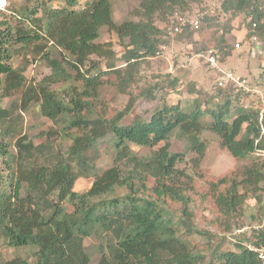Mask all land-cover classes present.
<instances>
[{
    "label": "trees",
    "instance_id": "obj_1",
    "mask_svg": "<svg viewBox=\"0 0 264 264\" xmlns=\"http://www.w3.org/2000/svg\"><path fill=\"white\" fill-rule=\"evenodd\" d=\"M201 1L140 0L133 18L120 23L111 0H21L0 10V243L26 252L0 264H264V227L252 231L249 245L237 240L230 250L225 235L196 225L205 213L225 232L239 228L249 198L264 218V111L243 104L246 92L225 87L208 97L190 82L192 102L161 104L148 118L134 112L137 99L177 85L166 75L130 93L140 64L169 46L164 26ZM218 13L228 20L205 14L176 38L191 44L209 36L222 60L233 49L225 36L244 15L243 38L255 24L264 43V0H224ZM103 28L117 37L119 57L96 44ZM38 62L51 74L35 82L26 73ZM261 73L264 79V64ZM58 83L65 84L59 92L51 88ZM106 87L128 95L123 110L101 104ZM31 113L50 123L38 144L23 128ZM207 132L220 152L250 163L219 175L204 168ZM175 137L188 143L189 159L171 151ZM61 138L70 140L66 149ZM99 141L114 149L104 167ZM82 177L91 184L77 193Z\"/></svg>",
    "mask_w": 264,
    "mask_h": 264
},
{
    "label": "rangeland",
    "instance_id": "obj_2",
    "mask_svg": "<svg viewBox=\"0 0 264 264\" xmlns=\"http://www.w3.org/2000/svg\"><path fill=\"white\" fill-rule=\"evenodd\" d=\"M40 3L42 0H34ZM224 0H202L199 6H193V13L188 14L190 17H195L198 10L204 11L203 13L209 16H216V18L222 23L228 20V15H221L218 13L219 7ZM16 6L20 5L21 0H11ZM112 3V14L116 23H120L126 19H132V11L135 10L140 4V0H111ZM58 4H53V7H57ZM187 16V17H189ZM39 17V16H38ZM176 18V17H175ZM174 18V19H175ZM173 19V20H174ZM245 17L239 15L233 21V33L225 36L226 42L230 47H234V44L239 42L241 49H231V55L221 60V66L224 69L235 70L240 80L246 81V89L250 91L248 96L243 97V104L246 106L252 104L257 109H261L264 104V79L261 78V67L264 64V43L259 39L257 44L248 42L245 38ZM165 27V26H164ZM163 28V26H162ZM208 37L198 38L195 37L194 43H187L179 41L177 38L168 42L169 46L165 47L159 55L152 59H146L138 67V75L136 76V85L131 87L130 93L132 96L138 91L139 88L149 86L153 88L155 82L159 78L164 76H170V79L176 81V86L165 88L162 90H156L152 92L153 97H144L137 99L134 105V112L139 116L148 118L149 114L161 104H176L185 105L186 101L192 102L193 97L186 92V85L193 82L197 88L210 97L215 95L214 92V81L216 76L214 73L206 67L202 61L194 59L190 64H187L188 58L192 55H197L203 49L212 46L213 44L208 41ZM245 39V40H244ZM185 40V39H183ZM244 40V41H243ZM96 44L110 45L115 56L119 57L121 49L119 47L118 39L114 33L109 32L106 28L101 29L99 39ZM92 62H100L101 68L105 70V62L99 60L94 56L90 58ZM118 64V63H117ZM181 64H186L185 68H181ZM119 67H123L120 65ZM51 74L49 67L44 62H38L32 64L26 77L32 79L35 82L42 80ZM65 84H55L51 88L57 92L61 91ZM66 90V89H65ZM66 92L63 91L66 97ZM259 94V95H257ZM262 96V101L260 99ZM129 100L128 95H118L115 93L114 88L106 87L102 93L101 104H107L109 108L117 111L123 110ZM8 100L3 101V106L7 104ZM24 131L28 135L29 139H32L36 144L40 142L41 134L45 131L50 123L42 118L41 116L35 117L32 113L25 114ZM202 138L209 141V147L206 150L202 166L208 169L215 175L224 173L225 171L240 166L247 165L252 159H248L243 163H237L229 157L227 153L220 152L215 145L216 138L210 133H204ZM58 143L62 146V149H66L70 145V140L61 138ZM97 153H100L102 162H97L100 166L104 164L110 165L112 157L114 155V149L107 145L106 141H99L95 144ZM171 151L173 152H186L188 151V143L177 137L172 138L170 141ZM131 150L140 155L146 154V149L138 147H131ZM191 157L190 153H187V158ZM259 158L264 160V154H260ZM99 160V159H98ZM97 160V161H98ZM91 180L88 178H80L75 186L77 193H84L85 190L90 186ZM150 185V184H149ZM117 194L119 191H116ZM67 210L69 209L66 208ZM70 211V210H68ZM262 211L256 205L254 199L249 198L246 202L245 215L240 220L239 228H233L228 232H225L223 228L215 226L211 223L212 217L209 214L198 215L196 225L199 230H209L210 232L219 236L225 235L227 240L224 246L230 250H235L233 242L237 240L242 241L245 245H249L248 240H251L252 231L257 229L262 222ZM261 218V219H260ZM193 242L201 241L200 236L196 235L192 238ZM95 244L96 239H92ZM17 256H26L25 251H17L6 247L3 243H0V263L9 261Z\"/></svg>",
    "mask_w": 264,
    "mask_h": 264
},
{
    "label": "built area",
    "instance_id": "obj_3",
    "mask_svg": "<svg viewBox=\"0 0 264 264\" xmlns=\"http://www.w3.org/2000/svg\"><path fill=\"white\" fill-rule=\"evenodd\" d=\"M10 1L11 0H0V10H4V8ZM204 15L205 14H201L197 17L175 16L176 18H173L174 20H172L171 24L169 26L164 27L165 37L169 40H174L173 38H176L178 35L182 34V32L186 28H197L200 23V20L203 19ZM254 28L255 24L252 26L249 32V34H251L250 38L247 39V41L255 45L258 43V38L254 34ZM233 49H241V44L239 42L235 43ZM194 59H196L197 61H202L206 65L208 70L214 73V75L216 76V80L214 81V89L233 87L235 91L250 93V91L246 89V81L240 80L235 70L222 68L221 52L218 48L208 47L206 50H202L197 55L190 56L186 63L190 64ZM180 67L185 68L186 64H181ZM260 99L262 101V96H260ZM262 105L263 106L261 107V112L264 111V104L262 103ZM261 227H264V218L262 219L261 225L258 228Z\"/></svg>",
    "mask_w": 264,
    "mask_h": 264
},
{
    "label": "crops",
    "instance_id": "obj_4",
    "mask_svg": "<svg viewBox=\"0 0 264 264\" xmlns=\"http://www.w3.org/2000/svg\"><path fill=\"white\" fill-rule=\"evenodd\" d=\"M182 38H184V37H182ZM181 41L187 42L186 40H181Z\"/></svg>",
    "mask_w": 264,
    "mask_h": 264
},
{
    "label": "clouds",
    "instance_id": "obj_5",
    "mask_svg": "<svg viewBox=\"0 0 264 264\" xmlns=\"http://www.w3.org/2000/svg\"><path fill=\"white\" fill-rule=\"evenodd\" d=\"M211 47V46H210Z\"/></svg>",
    "mask_w": 264,
    "mask_h": 264
}]
</instances>
